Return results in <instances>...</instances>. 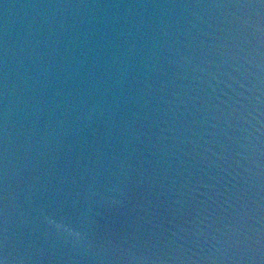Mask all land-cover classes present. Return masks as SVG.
Masks as SVG:
<instances>
[{"label": "water", "instance_id": "water-1", "mask_svg": "<svg viewBox=\"0 0 264 264\" xmlns=\"http://www.w3.org/2000/svg\"><path fill=\"white\" fill-rule=\"evenodd\" d=\"M0 264H264V0H0Z\"/></svg>", "mask_w": 264, "mask_h": 264}]
</instances>
